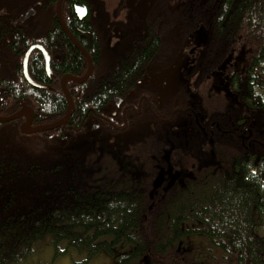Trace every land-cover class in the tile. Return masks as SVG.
Instances as JSON below:
<instances>
[{
    "label": "trees",
    "instance_id": "obj_1",
    "mask_svg": "<svg viewBox=\"0 0 264 264\" xmlns=\"http://www.w3.org/2000/svg\"><path fill=\"white\" fill-rule=\"evenodd\" d=\"M161 2L173 10L161 24L175 32L202 26L200 125L207 134L216 122L231 128V112L244 111L228 107L226 89H251L256 105L264 104V0ZM63 44L59 68L77 71L82 55L68 39ZM9 55L0 50V86L7 88L1 96L10 99L0 113H12L27 97L38 108L35 123L64 115L59 86L18 89L16 83L27 84ZM238 57L244 64L224 85L218 70L233 69ZM10 67L15 71L8 79ZM32 67L36 77L47 78L40 61ZM117 71L106 84L90 79L82 97L90 93V101L103 102L133 82L135 67ZM77 121L73 115L67 127L34 135L22 134L18 120L0 122V264H23L48 246L57 256L84 249L88 259L106 251L114 264H193L187 238L194 233L209 241L207 264H264L263 144L249 154L230 133L216 129L206 137L194 120L179 118L169 132L142 119L100 135L81 134L77 141L72 133L63 145Z\"/></svg>",
    "mask_w": 264,
    "mask_h": 264
},
{
    "label": "flooded vegetation",
    "instance_id": "obj_2",
    "mask_svg": "<svg viewBox=\"0 0 264 264\" xmlns=\"http://www.w3.org/2000/svg\"><path fill=\"white\" fill-rule=\"evenodd\" d=\"M53 1L0 0V50L8 51L10 53L8 60L19 64L17 74L27 84L21 88L16 83L21 92H26L29 87L40 91H51L59 86L66 102L64 115L69 107V99L63 85L65 82L67 92L74 104L72 116L78 118L75 130H66L65 144L70 142L68 136L72 133L77 134L72 137L77 141L81 134L82 136L100 135L104 134L107 127L112 126L117 129L130 127L142 119L146 124L153 126L160 122V125L169 132V129L175 125L176 119L184 118L194 120L203 128L206 137L212 138L216 129L222 135L230 133L249 154L254 153L256 144L260 143L264 146V104L256 105L251 89L225 90L232 103L228 107L244 110L239 116L236 112H231L232 115L227 119H234L231 128L223 130L216 122L210 125L207 134V129L200 125L204 107L202 26L186 27L183 28L185 32L180 30L175 32L172 30L174 26L161 24L165 21V17L166 23L171 18L173 11L171 4H167L164 8L162 2L158 5V0H113L114 8L100 9L98 6L101 4L100 0H63L61 16L65 28L58 15V0H55L54 4ZM105 2L106 0H103L102 4ZM164 11L167 13L166 16ZM28 13L30 14L28 18L23 20ZM128 13L135 14V23L123 22V16ZM3 22L6 23L5 27H1ZM31 30L33 31L30 36ZM62 35L65 36L64 39ZM66 39L83 57L84 63L77 71L69 69L62 71L59 68L67 52V47L63 44ZM75 41L87 52V55ZM32 46L36 47L28 56L26 68L29 78L38 86L29 81L24 70L25 55ZM89 59L92 60V71L87 79L82 82L72 79L71 77L82 78L88 72ZM36 61L41 62L46 79L36 77L32 69ZM243 62V59L238 57L233 62V69L224 65L220 67L218 71L224 85L229 83L228 79L243 66ZM127 65L135 67L136 73L133 82L119 90L118 94L113 96L110 94L109 99L103 102L90 101L93 98L90 93L87 98L82 97L83 87L90 79L94 81L97 79L98 83L103 79L106 84L111 74ZM10 70L8 79L13 77L15 71L11 67ZM6 89V86H0V107L10 104L9 98L1 96L2 91ZM240 91H245V96L240 97ZM18 101L16 110L0 115H11L23 106L30 107L34 113L33 125H39L35 123L37 106L35 107L27 97H21ZM100 106L102 107L99 108ZM26 119V117L17 119L19 127ZM67 124L65 127L68 126ZM256 126L259 132H256Z\"/></svg>",
    "mask_w": 264,
    "mask_h": 264
},
{
    "label": "rangeland",
    "instance_id": "obj_3",
    "mask_svg": "<svg viewBox=\"0 0 264 264\" xmlns=\"http://www.w3.org/2000/svg\"><path fill=\"white\" fill-rule=\"evenodd\" d=\"M1 1H15V0H1ZM113 0H106L105 4L103 0H100L101 4H98L100 9L114 8L112 5ZM102 11V10H101ZM135 14L128 13L123 16V22L126 24L135 23ZM188 248L193 249V264H207L209 260V252L205 249L209 241L203 233H194L187 238ZM52 250V256L50 252ZM217 252V249H214ZM48 260V261H46ZM50 260V261H49ZM54 260V261H52ZM23 264H114V258L106 251H101L91 259L87 258V254L84 249L74 250L71 249L68 252L54 254V248L52 246L45 247L39 253L35 254L31 260H27Z\"/></svg>",
    "mask_w": 264,
    "mask_h": 264
},
{
    "label": "water",
    "instance_id": "obj_4",
    "mask_svg": "<svg viewBox=\"0 0 264 264\" xmlns=\"http://www.w3.org/2000/svg\"><path fill=\"white\" fill-rule=\"evenodd\" d=\"M62 1H63V0H58V3H57V11H58V15H59V18L61 19V22H62L63 26L66 28V26H65V22H64V20H63V18H62V16H61V14H62ZM83 9H84V8H83ZM84 13H85V11H84ZM84 13H83V14H84ZM29 15H30V14L28 13V15H26V16L23 18V20L26 19V18H28ZM75 42H76V41H75ZM76 44H78V43L76 42ZM78 46H79V45H78ZM35 47H36V46H32V47H30V48L27 50V53H26V55H25V67H24V70H25V72H26V76L28 77V79H29V81H30L31 83H34V82L32 81L31 78H29V76H28V74H27L28 72H27V68H26V61H27V59H28V56H29L31 50H32L33 48H35ZM79 47H80V49H82V50L84 51V53L87 55V52H86L81 46H79ZM41 48H42V47H41ZM91 61H92V60L89 59V63H90V65H89V70H88V72H87L82 78H76V77H71V78L74 79V80H76V81H79V82H82V81L86 80L87 77L89 76V74H90L91 71H92V62H91ZM47 67L49 68L48 56H47ZM65 78H66V77H65ZM65 78H64V80H65ZM34 85L38 86V85L35 84V83H34ZM63 85H64V91H65V93H66V96H67L68 99H69V107H68V110H67V114H66L64 117H62L61 119H59V120H57V121H54V122H52V123L43 124V125H38V126H36L35 128H33V127H32L33 116H34L33 110H32L30 107L23 106L22 109L19 110L18 112H16L15 114H12V115H9V116H0V122H9V121H12V120H14V119L20 118V117H22V116H27L28 121L22 123V124H21V127H20L21 132H22L23 134H34V133H38V132H43V131L53 130V129L58 128V127H60V126H62V125H65V124L68 122V120L70 119L71 114L74 112V104H73V102H72V98H71V96H70V95L68 94V92H67V89H66V87H65V82L63 83ZM65 139H66V138H64L63 141H65Z\"/></svg>",
    "mask_w": 264,
    "mask_h": 264
},
{
    "label": "bare ground",
    "instance_id": "obj_5",
    "mask_svg": "<svg viewBox=\"0 0 264 264\" xmlns=\"http://www.w3.org/2000/svg\"><path fill=\"white\" fill-rule=\"evenodd\" d=\"M76 43V42H75ZM78 45V44H77ZM46 51V50H45ZM47 53V52H46ZM48 55V54H47ZM67 88V87H66Z\"/></svg>",
    "mask_w": 264,
    "mask_h": 264
}]
</instances>
